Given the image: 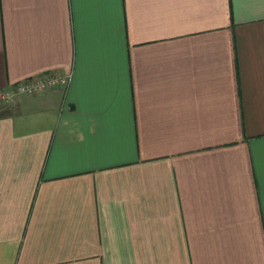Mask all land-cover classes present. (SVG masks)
Segmentation results:
<instances>
[{"label": "crops", "instance_id": "crops-1", "mask_svg": "<svg viewBox=\"0 0 264 264\" xmlns=\"http://www.w3.org/2000/svg\"><path fill=\"white\" fill-rule=\"evenodd\" d=\"M0 264H264V0H0Z\"/></svg>", "mask_w": 264, "mask_h": 264}, {"label": "built area", "instance_id": "built-area-1", "mask_svg": "<svg viewBox=\"0 0 264 264\" xmlns=\"http://www.w3.org/2000/svg\"><path fill=\"white\" fill-rule=\"evenodd\" d=\"M70 79V73H43L36 78H22L13 86L0 88V102L10 100L15 94L34 93L49 90L59 85H66Z\"/></svg>", "mask_w": 264, "mask_h": 264}]
</instances>
